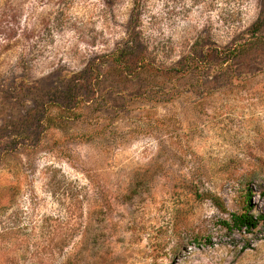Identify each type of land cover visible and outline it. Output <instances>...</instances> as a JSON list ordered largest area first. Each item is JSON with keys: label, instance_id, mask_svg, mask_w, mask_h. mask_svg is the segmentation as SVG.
<instances>
[{"label": "rangeland", "instance_id": "374dc122", "mask_svg": "<svg viewBox=\"0 0 264 264\" xmlns=\"http://www.w3.org/2000/svg\"><path fill=\"white\" fill-rule=\"evenodd\" d=\"M262 191L264 0H0V264H264Z\"/></svg>", "mask_w": 264, "mask_h": 264}, {"label": "trees", "instance_id": "16d2710c", "mask_svg": "<svg viewBox=\"0 0 264 264\" xmlns=\"http://www.w3.org/2000/svg\"><path fill=\"white\" fill-rule=\"evenodd\" d=\"M256 30H258V27H255ZM240 53L238 52V49L234 51V49L228 51V54L231 56H237ZM126 56L123 55V51L119 50L117 53L114 52L112 53V59L114 60L115 63H117L119 66L123 67L124 69L132 68V65L127 64L126 61H123V58ZM206 58H203L202 60L205 61ZM129 62V61H127ZM262 194L264 195V191H262ZM244 200H243V205L241 207L240 212H228V218L227 219H222L220 221V225L222 228H224L228 233H231L233 231H240V230H246L250 231L257 227L259 223L264 224V214H252L250 213V198L247 193L244 194ZM216 206L222 211V212H227L226 208L223 207L222 204H220L218 201H216Z\"/></svg>", "mask_w": 264, "mask_h": 264}]
</instances>
